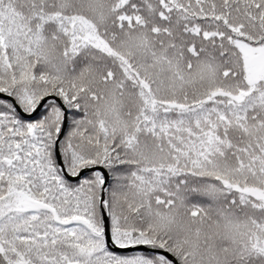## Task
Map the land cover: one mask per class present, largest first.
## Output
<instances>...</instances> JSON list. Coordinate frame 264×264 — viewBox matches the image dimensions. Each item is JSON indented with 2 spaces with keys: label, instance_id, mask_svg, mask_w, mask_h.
Segmentation results:
<instances>
[{
  "label": "snow or ice",
  "instance_id": "6c2138e0",
  "mask_svg": "<svg viewBox=\"0 0 264 264\" xmlns=\"http://www.w3.org/2000/svg\"><path fill=\"white\" fill-rule=\"evenodd\" d=\"M0 264H264V0H0Z\"/></svg>",
  "mask_w": 264,
  "mask_h": 264
}]
</instances>
